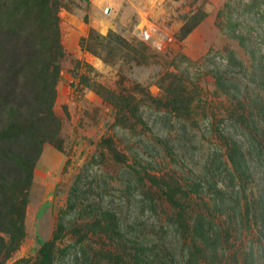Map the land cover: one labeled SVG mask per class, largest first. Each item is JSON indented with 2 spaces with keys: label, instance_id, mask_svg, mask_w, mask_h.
<instances>
[{
  "label": "rangeland",
  "instance_id": "obj_1",
  "mask_svg": "<svg viewBox=\"0 0 264 264\" xmlns=\"http://www.w3.org/2000/svg\"><path fill=\"white\" fill-rule=\"evenodd\" d=\"M63 4L61 149L42 67L0 38V238L24 228L8 264H43L44 243L49 264H264V0Z\"/></svg>",
  "mask_w": 264,
  "mask_h": 264
},
{
  "label": "trees",
  "instance_id": "obj_2",
  "mask_svg": "<svg viewBox=\"0 0 264 264\" xmlns=\"http://www.w3.org/2000/svg\"><path fill=\"white\" fill-rule=\"evenodd\" d=\"M64 8L63 0H0V38L4 39L8 47L12 48L11 55L19 51L18 43L22 41L29 51L32 52L31 58L27 61L28 65L42 67L41 73L44 75L45 84L44 92L46 98L40 106L41 115L46 119V129L51 130L48 142L58 145L59 138L57 131L60 127V120L52 111L57 90V84L60 79L61 61L64 58V48L61 34L60 10ZM198 23V22H197ZM194 26H184L183 36H187ZM94 31L91 30L90 43L88 39H82L81 46L83 49L96 55L97 50L93 45ZM18 74L21 72L18 71ZM17 75V74H16ZM175 103V102H174ZM24 130L28 124H23ZM14 132L21 131L23 127L17 123L9 127ZM23 130V131H24ZM22 183V179L13 183L12 187L7 188L10 197L15 202L13 205L14 216L18 217V210L24 208L25 199L28 196L29 181ZM25 198V199H24ZM167 199L176 207L177 200L174 195L167 193ZM187 212L182 210L181 218H185ZM10 240L5 243L0 238V252L3 257L0 258V264H8L12 253L18 250L20 242L24 238V228L22 221H18L9 230ZM53 244L44 243L41 254L43 264H49V255L52 251ZM1 257V254H0ZM18 264H24L20 261Z\"/></svg>",
  "mask_w": 264,
  "mask_h": 264
}]
</instances>
